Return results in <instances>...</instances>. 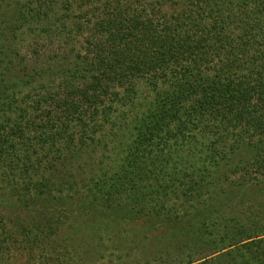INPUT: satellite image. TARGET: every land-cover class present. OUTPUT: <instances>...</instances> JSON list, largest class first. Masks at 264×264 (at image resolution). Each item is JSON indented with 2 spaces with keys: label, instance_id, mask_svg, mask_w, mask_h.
<instances>
[{
  "label": "trees",
  "instance_id": "16d2710c",
  "mask_svg": "<svg viewBox=\"0 0 264 264\" xmlns=\"http://www.w3.org/2000/svg\"><path fill=\"white\" fill-rule=\"evenodd\" d=\"M226 1L0 0V264H110L105 230L137 264H264V17L235 34Z\"/></svg>",
  "mask_w": 264,
  "mask_h": 264
},
{
  "label": "rangeland",
  "instance_id": "374dc122",
  "mask_svg": "<svg viewBox=\"0 0 264 264\" xmlns=\"http://www.w3.org/2000/svg\"><path fill=\"white\" fill-rule=\"evenodd\" d=\"M156 0H141V4H154ZM192 0H180V3L177 4L175 3V5H171L169 3H166V5H164L161 9L166 12L168 11V13L174 11V10H180V8L185 7L187 4H189V2ZM222 0H197V4L200 6V8H204L207 11L211 12V11H218L221 7H225L228 8V6L226 5L227 1L223 4H221ZM242 1V0H241ZM238 1L235 0L233 1V7H232V12L231 14H233V17H235V22H233L232 24H228L226 23V26H231V28L234 30L235 34H238L239 32H241L243 29H246V27H250L252 25V18L250 17V12L251 14H254L255 12H258L257 16H255V18L257 20H259L261 23H263V17H264V11H260L261 8H253L251 7L252 5H249L246 9V11L249 13L247 16L245 15L246 11L243 12L242 14H240V16L236 17V15H238L237 13L239 12V10L237 9V3ZM142 6V5H141ZM157 7H155L156 9ZM252 8V9H251ZM149 9V8H147ZM236 21H239L236 23ZM237 26V27H235ZM228 142L231 143V140L228 139ZM238 176H235V178H237ZM236 180V179H234ZM260 189H262V191L260 193H256V196H261L264 198V193H262L264 191L263 185L259 186ZM254 194V193H252ZM249 197V196H248ZM248 206H252V205H248ZM253 208L255 210H258L259 213L261 214V217L264 218V205L262 206H254ZM19 211L11 214V220L12 221H22V217H20V214L18 213ZM31 215H35V213H28L26 216H31ZM81 220V219H80ZM14 222L12 224H14ZM79 222L78 219L72 220V219H67L65 221H63V224L65 223V225L63 226V228L66 229V227H68L67 225H72V224H77ZM10 224V225H12ZM107 231L105 230L103 233L97 235V237H99L100 239L98 240L99 242V252L96 254L95 258L98 259H102L104 261L107 262V260H109L110 264H137L139 257L137 255L131 254L129 257H123L124 253L123 250L122 251H114L112 250L113 245H112V236L110 234L107 235ZM106 237V238H105ZM82 238V235H77L75 236V233L71 235L70 239L68 238L69 241L75 243V241L80 240ZM74 257H76L77 255H72ZM123 258V259H122ZM13 262V259L10 260V263ZM8 264V263H6ZM95 264H100L98 261Z\"/></svg>",
  "mask_w": 264,
  "mask_h": 264
}]
</instances>
